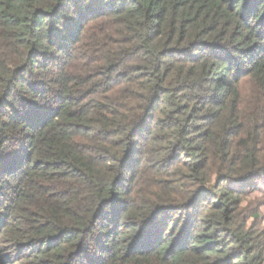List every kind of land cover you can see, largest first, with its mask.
<instances>
[{
	"label": "trees",
	"instance_id": "obj_1",
	"mask_svg": "<svg viewBox=\"0 0 264 264\" xmlns=\"http://www.w3.org/2000/svg\"><path fill=\"white\" fill-rule=\"evenodd\" d=\"M263 181L264 0H0V264H264Z\"/></svg>",
	"mask_w": 264,
	"mask_h": 264
},
{
	"label": "rangeland",
	"instance_id": "obj_2",
	"mask_svg": "<svg viewBox=\"0 0 264 264\" xmlns=\"http://www.w3.org/2000/svg\"><path fill=\"white\" fill-rule=\"evenodd\" d=\"M261 185L259 186L262 187ZM260 192L261 191L256 189L255 192L246 200L245 204L246 207H249V210L253 209L259 213L260 218L256 221V227L259 230V233H262L264 238V196Z\"/></svg>",
	"mask_w": 264,
	"mask_h": 264
}]
</instances>
